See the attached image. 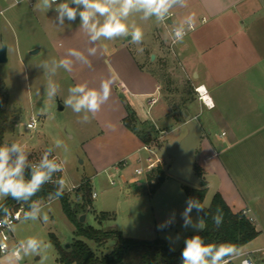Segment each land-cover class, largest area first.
Wrapping results in <instances>:
<instances>
[{
	"label": "rangeland",
	"instance_id": "374dc122",
	"mask_svg": "<svg viewBox=\"0 0 264 264\" xmlns=\"http://www.w3.org/2000/svg\"><path fill=\"white\" fill-rule=\"evenodd\" d=\"M8 5L9 2L4 4L0 2V10ZM55 17L56 13L53 10L46 12L37 5L29 8L27 4L9 7L0 15V41L7 45V62L0 64V104L3 106L6 103L3 144L20 142L26 145L30 153L29 159L35 163L41 159L49 146H54L56 140L62 141L66 148L55 149L50 158L55 157L58 162H64L62 172V179L65 181L64 191L68 192L72 201H75L74 189L87 182L92 192L97 195L91 200L90 210L87 209L85 225L105 231L117 230L125 238L130 239L163 240L172 250H180L186 238L200 232L192 227L183 226L181 213L186 207L187 196L184 187L187 184L169 174L172 159L163 150L167 143L177 147L180 132L175 130L174 126H167L158 121L154 112L153 115L146 114L143 109L142 116L148 122L147 124L141 122L135 127L139 134L143 133L149 137L147 143L151 151L141 150L128 155L130 138L126 136L124 127L117 123L119 106L117 101L113 100L112 91L101 110L86 124L80 123L79 116L70 108H65L62 102L67 96L69 85L74 86L78 83H87L89 87L98 88L101 79L111 78L113 81L123 80L129 88L133 80L132 75L127 68L119 69L116 62L127 61V49L134 50L149 42L150 35L146 22L137 19L138 26L142 27L145 33L142 44L131 43L129 48L113 53L109 57L106 56L108 49L115 51L114 45L119 46L127 40L102 39L96 44L98 49L96 55L87 56V49L91 45L87 36L79 29V17L75 22L65 21L63 26L57 25L58 31L54 32L50 24L54 22ZM148 22L157 25L153 20ZM159 26L170 30L164 24ZM34 49H39V52L32 55L30 52ZM68 49L84 52L91 66L77 62L71 72L58 69L51 79L61 85V95L55 100H48L44 95V86L49 82V78L38 66L45 61L51 62L52 59L64 57ZM155 71L161 81L163 95L167 94V90L171 95H177L176 98H172L176 110L180 107V97L184 93H190L193 97L196 94L190 82L178 76L177 70L173 69L172 74L165 64H160ZM134 82L137 83L136 79ZM117 94L124 101L119 91ZM161 105L163 102H160L158 108ZM193 111L198 113V105L194 106ZM151 118L158 129L165 130L167 135L165 131L163 133L159 130L154 131V124L149 121ZM32 120L35 121V126L29 129L27 125ZM148 125H152L153 128ZM147 158L159 159L161 164L146 176H136L134 170L145 167ZM119 160L126 165L117 168L116 162ZM94 162H105L109 165H106V169L95 170L92 165ZM160 175H164L162 180L158 179ZM126 187L130 189V193L125 192ZM209 204L210 197L204 205L207 207ZM43 206L49 215L47 223L42 220L17 222V230L12 232V244L28 236H38L50 243L51 247L44 254L43 260L37 256L24 257L28 263L60 264L51 236L55 237L63 248L79 239L97 256L112 251L114 240L97 245L86 238H77L59 199L43 203ZM100 213L110 216L101 224L96 220ZM173 213L174 222L163 229H158V225L169 220ZM191 216L193 221L198 217L193 211ZM233 264H239L238 260ZM257 264H263L260 257Z\"/></svg>",
	"mask_w": 264,
	"mask_h": 264
},
{
	"label": "crops",
	"instance_id": "0c3cea01",
	"mask_svg": "<svg viewBox=\"0 0 264 264\" xmlns=\"http://www.w3.org/2000/svg\"><path fill=\"white\" fill-rule=\"evenodd\" d=\"M173 14L175 18L170 24L189 14L196 21V29L173 50L169 48V39H165L169 31L146 22L149 42L128 51L131 43L126 41L114 45L115 51L106 52L110 57L127 49V61L116 62V66L127 68L133 80L127 79L129 88L123 80L114 81L111 91L119 106L117 123L130 138L128 155L149 147V137L125 127L123 120L129 109L135 113V126L141 122L147 124L141 111L145 109L147 114V100L157 97L158 102L150 113L154 112L158 121L180 132L177 146L187 134L183 116L189 114L203 132L194 153V166L200 169L207 184L204 204L208 197L211 203L214 195L219 194L233 213L245 212L259 235L242 252L264 249V0H188L187 8L174 9ZM50 27L54 32L59 28L55 22ZM160 64H165L172 74L173 69L177 70L178 76L192 87L203 86L214 107H205L197 94L193 97L184 93L176 110L172 98L177 95H171L169 90L163 95L161 90L155 71ZM120 84L125 85L127 92L122 93ZM160 102L163 105L158 108ZM196 105L198 113L193 111ZM149 121L154 128L148 126L155 132L165 131L158 129L152 118ZM165 147L176 148L169 143L164 151ZM107 164L92 165L95 170H103ZM125 192L130 193V189L126 187ZM0 264L30 263L7 254L0 256Z\"/></svg>",
	"mask_w": 264,
	"mask_h": 264
},
{
	"label": "clouds",
	"instance_id": "9594fccd",
	"mask_svg": "<svg viewBox=\"0 0 264 264\" xmlns=\"http://www.w3.org/2000/svg\"><path fill=\"white\" fill-rule=\"evenodd\" d=\"M20 0H17L19 3ZM37 7L48 12L55 11L54 22L63 26L65 21L75 22L79 17V29L87 36L91 45L87 49V56L96 55L97 42L103 40L124 39L128 42L140 45L144 40V30L138 26L137 19L141 22L153 20L157 25L166 24L173 15L174 9L188 7V0H38ZM196 26L195 16L185 15L179 22L173 21L170 31L166 35V41L170 39L172 45L180 44L185 36L194 31ZM130 38V39H129ZM7 46L0 41V48ZM143 51V49H140ZM84 52L77 49H68L67 54L60 59L45 61L38 67L49 78L44 86V95L48 100H55L61 95V85L51 79L58 69L71 72L75 63L80 62L90 65ZM114 81L111 78L101 79L99 87H89L87 83L69 85L67 96L63 98L65 108L79 116V122L89 123L92 118L101 110L111 94V87ZM31 127V125H29ZM66 146L62 141L56 140L54 146H49L38 162L29 159L30 153L26 145L20 142H12L0 145V230L16 232L17 222L42 220L49 221V215L44 210L40 200H33V197L40 192L45 184L56 185V190L49 194L50 200L59 199L65 190V181L54 179L56 173L64 171V162L55 157L50 158L57 148ZM26 172L28 175L26 176ZM7 198L27 206V210L15 213L3 203ZM193 209L204 217L198 215L193 221L191 213ZM208 212L200 200L189 198L186 207L181 213L183 226L192 227L197 232L206 229ZM175 214L158 225V229L174 222ZM217 227L223 222V213L217 209L212 216ZM3 232H0V236ZM6 237L0 239V253L10 254L17 261L27 256H37L41 260L44 254L51 247L38 236H28L19 240L9 249ZM243 255L242 250L232 243H206L199 235H193L184 240V248L181 251V264H232L234 259ZM241 264H249L247 259Z\"/></svg>",
	"mask_w": 264,
	"mask_h": 264
},
{
	"label": "trees",
	"instance_id": "16d2710c",
	"mask_svg": "<svg viewBox=\"0 0 264 264\" xmlns=\"http://www.w3.org/2000/svg\"><path fill=\"white\" fill-rule=\"evenodd\" d=\"M6 105V103H5ZM0 104V145L3 144L4 131L6 124V107ZM136 116L132 110H128L127 116L123 123L125 127L133 133H137L135 127ZM194 171L199 179V186L192 187L185 185L184 190L189 198L198 199L204 205L207 195V184L199 168L194 166ZM28 173L26 172V176ZM164 175H160L158 179L162 180ZM62 178L60 174H55L54 179ZM157 179V180H158ZM56 190V185L45 184L40 192L33 197V200H40L43 203H49V194ZM75 201H72L68 192L63 193L59 198L62 208L68 221L74 227V233L78 237L86 238L95 242L97 245H103L109 240H114L115 244L112 251L106 255L97 256L91 248L82 240L76 239L69 246L63 248L58 240L51 236V242L55 246L58 253V262L60 264H181V251L184 246L178 250H172L163 240L141 241L136 239L125 238L123 234L117 230H102L81 224L79 216L86 214L91 208L92 189L87 182L74 189ZM4 204L12 211L23 206L25 211L27 206L18 203L11 198L3 201ZM208 212L206 220V229L198 233L206 243H232L242 249L248 243L253 241L259 235L252 221L243 213H233L227 206L223 198L216 194L208 207L204 205ZM221 209L223 213V222L217 227L212 220L213 214L217 209ZM88 209V210H87ZM200 217H204V213H197ZM108 214L100 213L96 220L99 224L105 221ZM233 264V263H232Z\"/></svg>",
	"mask_w": 264,
	"mask_h": 264
},
{
	"label": "water",
	"instance_id": "95a60500",
	"mask_svg": "<svg viewBox=\"0 0 264 264\" xmlns=\"http://www.w3.org/2000/svg\"><path fill=\"white\" fill-rule=\"evenodd\" d=\"M39 49H34L30 53L35 55ZM154 56H152V59ZM7 62V47L0 48V64ZM183 121L187 129V134L181 139L176 148L165 147V152L172 159L169 174L192 186H199V179L194 171V153L202 138L203 132L200 126L191 118L189 114L183 116ZM86 214L79 217L81 224L86 222ZM70 245H66V249Z\"/></svg>",
	"mask_w": 264,
	"mask_h": 264
},
{
	"label": "built area",
	"instance_id": "2783aa9c",
	"mask_svg": "<svg viewBox=\"0 0 264 264\" xmlns=\"http://www.w3.org/2000/svg\"><path fill=\"white\" fill-rule=\"evenodd\" d=\"M5 1L6 2H9V5H8V7L0 10V15H3L7 8L12 7V6H15V5L27 4L29 8H33L38 3V0H20L19 3H17V0H5ZM58 2H60V0H58ZM173 17H174V14L172 15V18ZM172 18L166 24H164V25L170 28V25H171L170 24V21L172 20ZM195 29H196V26H195ZM168 31H170V30H168ZM191 32H193V31H190L187 35H189ZM175 46L176 45H172L171 44V41L169 39V48L171 50H173V48ZM118 88H120V90L122 91V93L127 92L126 87H125L124 84H120ZM194 91H195V93L198 96V100L205 107H207L209 109H212L214 107V105L212 103V100H211V98H210L207 90L203 86L194 87ZM157 102H158V98L157 97H153V96L150 99L147 100V114H150V111H151L152 107ZM29 125H31V127H29ZM34 126H35V121H33V120L30 123H28V125H27V127L29 129H33ZM144 150L149 151L148 147H145ZM121 163L118 164L117 168L120 165H122V166H125L126 165L125 162H123L122 164ZM158 164H161V161L159 159H155L154 160L153 158H147L146 159V165H145V167H139V168H136L134 170L135 175L138 176V177L139 176H142V175H145L146 176V175L152 173L153 170L157 167ZM96 196H97L96 193L92 192V198L94 199ZM21 210H24L25 211V209H24L23 206L19 207L17 210H12L11 212L13 213V215H15L16 212L21 211ZM243 213L246 215L245 212H243ZM0 232H3V235L0 236V239H4L6 237L7 238L6 239V243L9 245V249H11V247L13 245H15V244H12V241H13V233L12 232H9L7 230H0ZM4 255H7V254L0 253V256H4ZM256 256H258V258L260 257V261L264 264V249L256 250V251H253L251 253H243V255L240 258H238L237 260H238L239 264H241L242 260H245V259H247L249 261V264H257L258 258ZM234 260H236V259H234Z\"/></svg>",
	"mask_w": 264,
	"mask_h": 264
}]
</instances>
